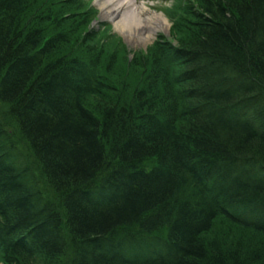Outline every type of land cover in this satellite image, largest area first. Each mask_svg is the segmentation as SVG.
<instances>
[{
    "label": "trees",
    "instance_id": "trees-1",
    "mask_svg": "<svg viewBox=\"0 0 264 264\" xmlns=\"http://www.w3.org/2000/svg\"><path fill=\"white\" fill-rule=\"evenodd\" d=\"M183 7L120 89L0 0L2 264H264V0Z\"/></svg>",
    "mask_w": 264,
    "mask_h": 264
},
{
    "label": "rangeland",
    "instance_id": "rangeland-1",
    "mask_svg": "<svg viewBox=\"0 0 264 264\" xmlns=\"http://www.w3.org/2000/svg\"><path fill=\"white\" fill-rule=\"evenodd\" d=\"M68 1L30 0L29 14L41 17L50 14L51 17H54L57 22L53 25H44L43 28L48 30L47 33L50 37L61 34L66 35L70 40L67 47H62L59 50L60 55L71 51L74 53L73 55L86 59L97 58L104 76L120 89L130 87L137 89L136 83L144 80L143 70H147L150 61L148 54L152 45L157 41L177 45L178 39L181 38L180 25L186 24L184 20H189V17L184 15V0H135L136 6L146 9L142 19L157 15L156 19L163 20L166 24V27L160 30L150 42L138 45L118 33L114 29V22L102 19L96 0H71L73 4H67ZM59 2L65 5L67 12L60 11ZM94 101L97 100H92V102ZM5 106L0 103V119L6 116L7 106ZM7 123V127L11 126V133L20 143L22 152L25 153L24 145L18 136V130L10 124V121ZM43 187L48 197L52 198L48 189ZM44 189L42 188V191ZM215 225L218 230L225 232L230 238L231 236L235 237L239 232L222 219H218Z\"/></svg>",
    "mask_w": 264,
    "mask_h": 264
},
{
    "label": "bare ground",
    "instance_id": "bare-ground-1",
    "mask_svg": "<svg viewBox=\"0 0 264 264\" xmlns=\"http://www.w3.org/2000/svg\"><path fill=\"white\" fill-rule=\"evenodd\" d=\"M102 19L114 22V29L133 44H147L166 24L152 15L143 17L146 9L135 0H96ZM118 19V20H117ZM116 21V22H115Z\"/></svg>",
    "mask_w": 264,
    "mask_h": 264
}]
</instances>
